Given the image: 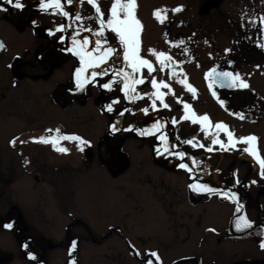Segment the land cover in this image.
<instances>
[{
  "label": "rangeland",
  "instance_id": "1",
  "mask_svg": "<svg viewBox=\"0 0 264 264\" xmlns=\"http://www.w3.org/2000/svg\"><path fill=\"white\" fill-rule=\"evenodd\" d=\"M21 43L29 41L23 39ZM16 48L19 46L12 47ZM0 79L4 80L5 74ZM46 81L30 84L28 91L32 96L18 101L11 99L12 89H0V223L8 215L16 219L13 229L0 228V252L12 255L9 264H34L21 248L22 238L44 264H65L67 252L61 243L66 226L73 222L76 229L72 235L91 237L97 242L93 246L83 240L78 264H141L131 255L129 242L141 254L145 250L158 251L162 264L186 258H195L201 264H243L264 258V250L258 242H250V236L237 238L234 216L244 213H235L234 202L223 201L219 196H213L211 201L190 198L185 192V177L173 169L168 172L162 168L159 159L157 166L146 141L126 144L124 152L102 166L93 145L104 135L109 116L94 118L93 114L98 112L88 104L81 106L79 114L72 118L68 107L63 112L53 106L44 91ZM169 104L173 108V103ZM161 112L169 114L166 110ZM58 120L67 127L64 133L78 130V134L91 141V147L81 153L65 141L62 145L70 149L65 155L47 145L19 143L45 134L46 128L59 127ZM173 128L172 143H179L177 136L186 139L178 125ZM246 129L258 138V150L264 155V126L254 124ZM14 137L18 140L12 146L9 141ZM25 158L28 164L24 163ZM231 162L233 159L225 158L222 164L228 166ZM235 167L256 170L248 160L240 158ZM246 174L247 171L241 172L239 176L243 179ZM239 198L249 218L252 212L263 211L261 196L247 202ZM209 228L215 232L206 231Z\"/></svg>",
  "mask_w": 264,
  "mask_h": 264
},
{
  "label": "flooded vegetation",
  "instance_id": "2",
  "mask_svg": "<svg viewBox=\"0 0 264 264\" xmlns=\"http://www.w3.org/2000/svg\"><path fill=\"white\" fill-rule=\"evenodd\" d=\"M137 2V15L144 26L142 40L145 50L148 47H154L158 50L167 51L168 48L163 35L165 31L169 33V38H190L189 48L195 60L191 63H185L184 69L188 73L190 82L198 89V98L193 100L190 95H185L184 98L197 113H207L213 122L223 121L227 123L236 136L249 135L250 133L246 129L248 126L254 124L264 126V50L256 47L257 42L264 43V34L259 32L258 27L252 28L248 23L252 17H256L258 21L260 16H264V0H241V2L240 0H137ZM24 4L26 6L22 11L11 8L8 11H0V40L4 45L0 51V77L5 74V79H0V89L3 88L4 91L12 89L14 94H10L11 99L18 101L27 95L28 97L32 96L28 91L30 84L47 80L44 84L47 97L53 101V106L60 111L65 112L68 107V110L72 111L70 113L72 118L79 114L81 106L87 107L88 104L98 112L96 115L92 113L94 118L100 115L109 116L105 124L104 135L98 139L95 146V152L99 153L97 158L100 160L103 159L102 152L105 161L112 162L121 152H124L127 148L126 144L129 143L133 146L134 143L139 144L146 141L154 153L153 145L156 144V141L152 137H139L132 132L113 135L108 130L109 125L118 122V120L123 121L120 124L121 127H127L129 123L141 126L150 123L149 117L138 112L140 108L146 106V101H139L135 104L122 101L121 104L116 105L117 110L122 107H129L137 111V115L133 118L131 114H126L120 118L114 113L109 114L101 110L102 106L113 97L120 95L118 91L109 94L95 86H90L84 93L70 95L67 90L72 85L74 65L78 64V61L63 51L68 46L67 39L61 43L57 38L48 35L49 29L67 21L59 16L39 12L37 0H24ZM109 4L110 0H104V3L101 4L102 10H106ZM178 5H183L184 10L173 15L171 9ZM0 6L8 7L3 5V0H0ZM162 6L169 10L168 20L170 23L167 25L157 23L152 16L153 10ZM84 7V15L90 16L91 9L87 5ZM32 21H35V26H33ZM242 23L245 25L243 28L241 27ZM84 26L95 27V21L85 20ZM193 33L195 36H192ZM63 34L66 38L69 36L68 32ZM23 39H27L29 43H21ZM205 40L209 41L207 45L204 43ZM17 45L19 48L13 50L12 47ZM225 48L233 49V51L225 55ZM171 51L177 59H187L179 53L178 49ZM208 53H212L211 59ZM228 59L234 61L231 70L238 71L248 81L250 89L221 90V97L226 101V111L211 97L203 79V73L216 64L227 68L226 61ZM197 63L201 67L198 68ZM256 65L260 67L257 68ZM157 75L159 77V74ZM174 87L177 95H184L179 86ZM142 90L149 91L150 89L145 86ZM167 102L173 103L172 110L164 109L169 114L160 112L159 115L168 118L170 121V117H174L176 114V118L179 119L182 114V106L177 105L171 97L168 98ZM201 102L206 104H200ZM70 106L72 109H69ZM231 112H243L246 114V119L240 120L231 115ZM155 115L153 114V117ZM57 124L62 127V132L67 130L62 120H58ZM177 125L184 138L190 139L196 136L204 144H210L209 140L203 138L198 126L187 122H181ZM76 126L77 129L78 124ZM173 130V126L169 123L167 127L169 139L172 138ZM180 148L200 162L202 172L206 173L200 178L202 182L208 183L217 190L233 188L245 200H255L259 196L262 197V200L264 199V182L258 179L257 170L251 172L250 168L247 167L242 171L239 167H235V162L239 158L246 162L248 160V163L252 164L247 154L241 156V153L221 151L209 153L204 149H192L187 145L186 148ZM157 157L159 165L168 169L169 172L178 163L177 160L169 156ZM216 157H221V161H216ZM225 158L233 159V162L224 166L222 163ZM157 159H153V161L158 166ZM185 162L191 166L190 159H186ZM234 171L236 177L241 181L237 187H234ZM246 171L247 174L241 179L240 173ZM196 172L198 176L201 169H196ZM253 179L257 181V186L250 184ZM188 183L190 182L188 181ZM186 185L185 192L188 194ZM10 217L9 215L7 219H3L0 226L3 227L5 223L11 222ZM11 257L10 254L9 262Z\"/></svg>",
  "mask_w": 264,
  "mask_h": 264
},
{
  "label": "snow or ice",
  "instance_id": "3",
  "mask_svg": "<svg viewBox=\"0 0 264 264\" xmlns=\"http://www.w3.org/2000/svg\"><path fill=\"white\" fill-rule=\"evenodd\" d=\"M104 0H37L38 11L43 14L59 16L66 23L62 22L58 26L48 30V35L57 38L61 43L68 40V46L63 51L76 58L78 64L74 65L72 85L68 88V93H84L88 87L95 86L105 92L112 94L119 92L120 95L113 97L109 102L102 106V112L116 114L123 118L126 114H131L134 118L137 111L129 107H122L117 110L116 105L121 102L135 104L139 101H146V106L138 110L144 116L151 119L150 123L137 125L129 123L127 127H121L122 120L109 125V132L113 135L122 132H132L139 137H152L158 143L153 145V152L156 156H170L177 160V167L184 170L190 183L186 185L188 191L196 194H214L225 200L234 202L235 213L242 212V205L238 193L233 188L217 190L208 183L202 182L198 178L196 169L201 168V164L194 157L189 156L185 150H181L180 145H187L192 149H204L207 152H241L252 158L258 165L259 175L264 178V155L258 150V138L249 134L247 136H236L230 126L223 122H213L207 113L199 114L193 106L186 101L185 95H190L193 100L198 98V89L190 82L188 73L184 69L185 63H191L195 60L189 48L190 38H169V33L165 31L164 42L168 50H158L154 47L143 46L142 32L143 23L138 18L137 0H110L106 10H102L101 4ZM0 11H8L9 8L22 11L25 8L24 0H3ZM85 5L91 9V15L85 16ZM75 6V7H73ZM184 10L183 5H178L171 9L175 15ZM169 10L166 7H159L153 10L154 20L167 25ZM85 20H94L95 27H85ZM35 26V21H32ZM252 28H257L261 34H264V16L258 18L252 17L248 20ZM245 25L242 23L241 27ZM69 33V36L63 34ZM195 36V33L192 34ZM207 45L209 41L205 40ZM256 47L264 50V43H256ZM4 45L0 43V49ZM172 49H178L179 53L187 59H177L172 54ZM233 49L225 48L224 53L228 55ZM212 58V53H208ZM227 68L216 64L203 73V79L211 97L227 111L226 101L221 97V90H245L250 89V84L238 71L231 70L234 65L232 59L226 61ZM199 68L201 65L196 64ZM259 68V65H256ZM159 74V77L158 75ZM14 86V85H13ZM148 87L149 91H143V87ZM179 86L184 95H177L176 88ZM171 97L177 105L182 106V114L179 119L168 118L159 115L161 110L171 111V105L167 102ZM153 114H156L153 117ZM231 115L240 120L246 119L243 112H231ZM181 122H187L198 126L199 132L203 134L205 140L210 144L206 145L196 136L190 139L181 140L177 136L179 143H172L169 139L167 127L169 123L175 127ZM45 134L30 137L27 141L20 140L19 143L28 142L47 145L57 153L69 154L70 149L62 145V142L72 143L76 150L83 153L85 149L91 147V141L85 139L76 133H64L57 127L44 129ZM18 138L14 137L9 141L10 145L15 146ZM186 159L191 160V166L186 163ZM24 163L28 164L27 158ZM218 171V170H217ZM234 185H239L241 181L233 172ZM252 180L251 184H256ZM6 229L14 227L13 222L3 225ZM253 222L245 214L234 216V228L237 232H244L252 229ZM206 231L215 232V229L209 228ZM260 235L264 237V229L260 230ZM258 246L264 250V238L258 241ZM27 249V245H24ZM77 240L73 239L68 249L70 260L69 264H77L72 257L73 252L77 250ZM132 254L140 259L141 264H162L159 253L156 250H145L143 254L129 242ZM28 258L35 260L36 257L29 251Z\"/></svg>",
  "mask_w": 264,
  "mask_h": 264
},
{
  "label": "bare ground",
  "instance_id": "4",
  "mask_svg": "<svg viewBox=\"0 0 264 264\" xmlns=\"http://www.w3.org/2000/svg\"><path fill=\"white\" fill-rule=\"evenodd\" d=\"M74 133V132H73ZM78 134V132L76 133ZM80 134V133H79ZM80 136H83L82 134H80ZM96 146L93 145V147ZM206 173L204 172H200V174L198 175V178H202ZM188 195L190 196V193H188ZM0 197H1V193H0ZM241 213H244L245 214V211L242 210ZM246 217L253 222V228L257 231L258 234H254L252 236L249 237V239L251 240L250 242L252 243H255L258 242V237L260 238H264L260 235V230L261 229H264V210L263 211H256V212H252L251 215H250V218L248 215H246ZM235 234L237 235V238L240 239V240H243L244 237L239 233L237 232L236 230L234 231ZM231 239V238H230ZM227 240V239H226ZM226 240H220V242L222 241H226ZM261 255H264V251L261 252ZM255 262L258 263V264H264V258H254ZM232 264V263H230ZM235 264V263H234Z\"/></svg>",
  "mask_w": 264,
  "mask_h": 264
},
{
  "label": "trees",
  "instance_id": "5",
  "mask_svg": "<svg viewBox=\"0 0 264 264\" xmlns=\"http://www.w3.org/2000/svg\"><path fill=\"white\" fill-rule=\"evenodd\" d=\"M75 223V222H74ZM72 226L73 225H70L68 228H67V232H66V234H67V240H69V241H66L65 242V247H66V249H69V247H70V245H71V241H72V239H71V231H72ZM83 239V238H82ZM89 241H93V238H87ZM95 243H97V242H95ZM72 258H74L75 259V257L73 256ZM135 259L136 260H140L139 258H137L136 256H135Z\"/></svg>",
  "mask_w": 264,
  "mask_h": 264
},
{
  "label": "water",
  "instance_id": "6",
  "mask_svg": "<svg viewBox=\"0 0 264 264\" xmlns=\"http://www.w3.org/2000/svg\"><path fill=\"white\" fill-rule=\"evenodd\" d=\"M8 262V256L0 254V264H6Z\"/></svg>",
  "mask_w": 264,
  "mask_h": 264
}]
</instances>
